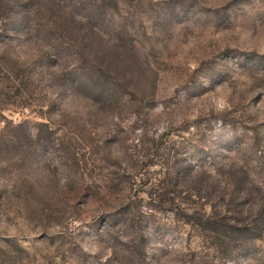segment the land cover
<instances>
[{
    "label": "rangeland",
    "instance_id": "rangeland-1",
    "mask_svg": "<svg viewBox=\"0 0 264 264\" xmlns=\"http://www.w3.org/2000/svg\"><path fill=\"white\" fill-rule=\"evenodd\" d=\"M0 264H264V0H0Z\"/></svg>",
    "mask_w": 264,
    "mask_h": 264
},
{
    "label": "trees",
    "instance_id": "trees-1",
    "mask_svg": "<svg viewBox=\"0 0 264 264\" xmlns=\"http://www.w3.org/2000/svg\"><path fill=\"white\" fill-rule=\"evenodd\" d=\"M9 78V77H8ZM211 221H214L213 220V217H211V216H207V218H206V222H211ZM215 223V222H214ZM232 225V224H231ZM251 227V226H250ZM245 229H249L248 227H245Z\"/></svg>",
    "mask_w": 264,
    "mask_h": 264
}]
</instances>
